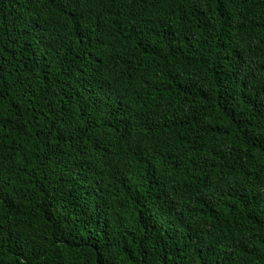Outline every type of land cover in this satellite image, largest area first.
I'll return each mask as SVG.
<instances>
[{
  "label": "trees",
  "instance_id": "1",
  "mask_svg": "<svg viewBox=\"0 0 264 264\" xmlns=\"http://www.w3.org/2000/svg\"><path fill=\"white\" fill-rule=\"evenodd\" d=\"M0 264H264V0H0Z\"/></svg>",
  "mask_w": 264,
  "mask_h": 264
}]
</instances>
